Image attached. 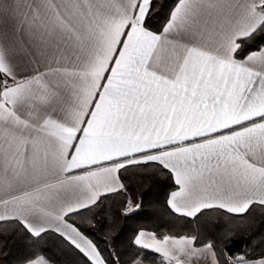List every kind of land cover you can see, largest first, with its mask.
<instances>
[{
	"label": "snow or ice",
	"instance_id": "snow-or-ice-1",
	"mask_svg": "<svg viewBox=\"0 0 264 264\" xmlns=\"http://www.w3.org/2000/svg\"><path fill=\"white\" fill-rule=\"evenodd\" d=\"M0 264H264V0H0Z\"/></svg>",
	"mask_w": 264,
	"mask_h": 264
}]
</instances>
